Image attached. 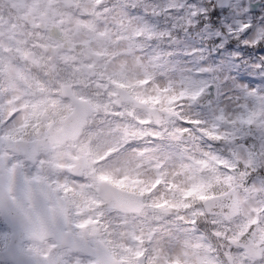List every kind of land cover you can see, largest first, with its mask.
<instances>
[{"label":"clouds","instance_id":"clouds-1","mask_svg":"<svg viewBox=\"0 0 264 264\" xmlns=\"http://www.w3.org/2000/svg\"><path fill=\"white\" fill-rule=\"evenodd\" d=\"M0 264H264V0H0Z\"/></svg>","mask_w":264,"mask_h":264}]
</instances>
